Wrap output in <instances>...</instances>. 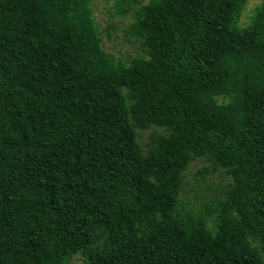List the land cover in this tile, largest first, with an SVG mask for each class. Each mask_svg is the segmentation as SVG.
<instances>
[{
    "label": "trees",
    "instance_id": "trees-1",
    "mask_svg": "<svg viewBox=\"0 0 264 264\" xmlns=\"http://www.w3.org/2000/svg\"><path fill=\"white\" fill-rule=\"evenodd\" d=\"M0 0V264H264V0ZM155 129L148 142L139 131ZM197 159L229 183L181 197ZM200 196V195H199Z\"/></svg>",
    "mask_w": 264,
    "mask_h": 264
},
{
    "label": "rangeland",
    "instance_id": "rangeland-1",
    "mask_svg": "<svg viewBox=\"0 0 264 264\" xmlns=\"http://www.w3.org/2000/svg\"><path fill=\"white\" fill-rule=\"evenodd\" d=\"M116 0H92V9L102 39V48L117 60L129 62L130 58L142 53L137 41L129 32V26L134 22V12L123 16L115 9ZM150 0H143L146 4ZM258 0H249L245 5L240 25L246 27L250 23L251 14L257 11ZM251 15V16H250ZM155 129L139 131V142L145 145ZM187 186L181 197L196 204L201 199H213L220 194V190L229 183L230 178L225 170L216 168L206 159H197L191 163L187 171ZM200 195V196H199ZM72 264H87L80 256H76Z\"/></svg>",
    "mask_w": 264,
    "mask_h": 264
}]
</instances>
